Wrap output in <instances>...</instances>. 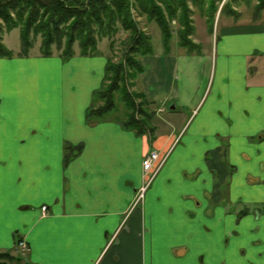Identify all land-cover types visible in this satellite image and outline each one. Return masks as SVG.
Returning a JSON list of instances; mask_svg holds the SVG:
<instances>
[{"label":"crops","instance_id":"crops-1","mask_svg":"<svg viewBox=\"0 0 264 264\" xmlns=\"http://www.w3.org/2000/svg\"><path fill=\"white\" fill-rule=\"evenodd\" d=\"M217 41L209 89L186 112L158 107L168 130L149 136L87 122L107 58H0V252L22 241V264H264V16ZM68 146L81 151L65 160ZM150 151L163 165L129 212Z\"/></svg>","mask_w":264,"mask_h":264},{"label":"trees","instance_id":"trees-1","mask_svg":"<svg viewBox=\"0 0 264 264\" xmlns=\"http://www.w3.org/2000/svg\"><path fill=\"white\" fill-rule=\"evenodd\" d=\"M254 11L259 14L264 10V0H256ZM221 0H0V58L15 56L2 43L3 31L19 28L21 52L16 56H26L32 46L31 35H40L41 56H52L54 45L60 51L59 57L68 60L74 56L77 44L80 56L97 55V42L100 38H110L121 27L129 33L130 40L124 54L125 63H106L105 78L101 88L93 93L92 102L87 110L88 123L106 121L108 114L116 107L115 96L120 92V101L126 113L121 126L137 135H151L154 131L150 113L137 104L135 99L142 98L119 88L123 77V66L141 71V65L132 56L152 53L149 36L138 32L132 21L131 13L144 16L154 22L160 30L164 51L168 50V41L172 37L171 23L178 25V46L188 55H199L200 45L191 41L195 28L192 22V8L202 13L211 32L214 15ZM228 4L221 8L223 13ZM145 101V100H144ZM142 101V103H146ZM141 103V101H140ZM140 105V106H139ZM65 160H70L81 151V146L65 148ZM23 257L10 251L0 252V264H22Z\"/></svg>","mask_w":264,"mask_h":264},{"label":"rangeland","instance_id":"rangeland-1","mask_svg":"<svg viewBox=\"0 0 264 264\" xmlns=\"http://www.w3.org/2000/svg\"><path fill=\"white\" fill-rule=\"evenodd\" d=\"M224 3L228 4L229 8L227 7L223 13H220ZM256 3V0H221L214 15L211 32L208 31L204 15L197 8L191 7V19L195 28L191 41L200 45V52L204 50L200 56L188 55L184 49L178 46V25L175 22L171 23L172 37L168 41L169 48L165 52L159 27L154 22L147 21L144 16H139L132 11L131 18L136 29L150 38L152 53L144 56L139 54L132 56L141 65V71L139 73L133 67L123 66L124 72L119 88L138 96L142 95L143 99L137 98L135 102L142 104L139 106L150 113H154V116L157 114L158 107L162 108L166 114L173 110V107L176 111L186 112L185 109L192 108L203 95L205 88L208 86L209 89L211 85L214 56L215 52L217 53L219 44L217 40L222 29H237L238 27L247 26L250 25V22H254L259 17L264 16V10L259 14H255ZM19 31V28L12 31L4 30L2 35V43L15 56L21 52ZM31 38L33 39L32 46L27 50L26 56L41 55L40 35H31ZM129 38V33L118 27L117 32L112 37L98 39L97 55L107 58L115 65L124 64V54L128 40H130ZM73 50L74 55H79L77 44L74 45ZM51 51L52 55L59 56L60 54V51L54 45L51 47ZM207 93L208 90L204 95V99ZM142 101L146 103H142ZM115 103V110L108 114L105 119L106 121L119 123L123 120L126 113V109L120 101V92L115 96ZM152 125L154 131L151 135H155L157 131L159 133L168 130L167 127L162 125L156 127L154 120ZM145 135L147 136L148 134ZM17 254L26 258L24 251L17 252Z\"/></svg>","mask_w":264,"mask_h":264},{"label":"built area","instance_id":"built-area-1","mask_svg":"<svg viewBox=\"0 0 264 264\" xmlns=\"http://www.w3.org/2000/svg\"><path fill=\"white\" fill-rule=\"evenodd\" d=\"M159 158L158 154L155 151H151L142 161V170H143V179H144V185L139 187V189L136 192V201L138 202L143 198L144 192L146 190V187L150 183L151 179L154 177V175L157 173L159 169ZM44 212V209H42ZM18 250L25 251L26 245L23 242H19L17 244Z\"/></svg>","mask_w":264,"mask_h":264},{"label":"flooded vegetation","instance_id":"flooded-vegetation-1","mask_svg":"<svg viewBox=\"0 0 264 264\" xmlns=\"http://www.w3.org/2000/svg\"><path fill=\"white\" fill-rule=\"evenodd\" d=\"M156 153H157V152H156ZM157 154H158V153H157ZM158 158H159V155H158ZM159 162H160V163H159V164H160L159 169H160L161 166L163 165L164 157H163V158H159ZM159 169H158V171H159ZM158 171H157V173H158ZM157 173H156V174H157ZM156 174H155V175H156ZM155 175H154V177H155ZM143 177H144V175H142V184H141V186L144 185V179H143ZM154 177L151 179L150 183H149L148 186L146 187V190H145V192H144L143 198H144V196H145V193H146L147 189H148L149 186L151 185V183H152ZM141 186H140V187H141ZM143 198H142L140 201L135 202V201H136V195H135V199L133 200L132 205L130 206L129 212H130V210H132L134 207H136L137 205H139V204L143 201ZM42 209H44V211H45V208H42Z\"/></svg>","mask_w":264,"mask_h":264},{"label":"water","instance_id":"water-1","mask_svg":"<svg viewBox=\"0 0 264 264\" xmlns=\"http://www.w3.org/2000/svg\"><path fill=\"white\" fill-rule=\"evenodd\" d=\"M172 109V108H171Z\"/></svg>","mask_w":264,"mask_h":264}]
</instances>
